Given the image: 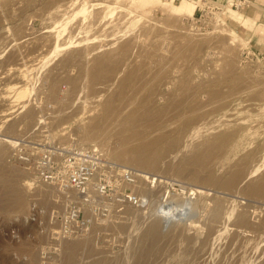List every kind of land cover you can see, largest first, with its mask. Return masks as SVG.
Segmentation results:
<instances>
[{"label":"rangeland","instance_id":"374dc122","mask_svg":"<svg viewBox=\"0 0 264 264\" xmlns=\"http://www.w3.org/2000/svg\"><path fill=\"white\" fill-rule=\"evenodd\" d=\"M211 4L218 8L196 21L195 10L186 17L168 0H0V165L7 168L6 183L21 191L18 204L0 205V264H264V198L240 192L243 180L220 191L174 173L222 133L227 141L211 161L214 172L225 176L238 163L246 178L264 174V57L254 47L256 27L230 15L229 1ZM121 40L127 45L105 59L116 65L114 73L105 67L91 73L93 57ZM12 83L33 88L17 98L13 88L5 90ZM112 92L116 111L105 114ZM140 125L137 140L162 134L160 143L170 144L160 161L144 168L111 158L167 179L168 193L149 187L145 206L126 205L78 235L75 245L73 237L55 241L52 214L64 196L51 203L38 191L46 183L15 158L12 137L93 143L106 153L131 142L127 134ZM162 197L178 205L173 210L185 200L190 206L172 218L173 211H162ZM153 217L161 237L139 258Z\"/></svg>","mask_w":264,"mask_h":264},{"label":"built area","instance_id":"2783aa9c","mask_svg":"<svg viewBox=\"0 0 264 264\" xmlns=\"http://www.w3.org/2000/svg\"><path fill=\"white\" fill-rule=\"evenodd\" d=\"M213 1L195 4L196 21L207 16L209 7L218 8L209 5ZM232 4L233 0L229 1ZM10 143L15 158L36 180L55 186L64 196L61 209L52 214L56 224L50 234L55 241L88 232L119 215L126 205L145 206L146 196L137 191L141 181L163 185L164 194L168 193L167 179L122 165L106 156L97 144L38 141L30 133L12 137Z\"/></svg>","mask_w":264,"mask_h":264},{"label":"bare ground","instance_id":"6f19581e","mask_svg":"<svg viewBox=\"0 0 264 264\" xmlns=\"http://www.w3.org/2000/svg\"><path fill=\"white\" fill-rule=\"evenodd\" d=\"M69 1H72V0H69ZM168 4H169V8H171L173 11L183 12L184 16L191 17L193 15V10H194L196 2L194 0H181L179 3L175 4V3H173V0H168ZM227 11L230 13V15L239 18L243 23H245V24L248 23L249 18L244 17L239 11H236V10L231 9V8H228ZM244 15H246V14H244ZM126 45H127V42L125 40H121L117 44H113L111 46L110 50L107 51L106 53L104 52L103 55H100L99 57H96V58L93 57V60H92L93 62L91 61L92 64H90V66H89V71L91 73L96 72V74L95 73L94 74L97 75L98 70H101V68L105 67V69H107V73L109 75L113 74L114 71L116 70V65L112 64V63L109 64V63L105 62V59L108 58V56L110 55V53L112 51L116 50L120 46L125 47ZM59 50H62V49H59ZM91 76H93V75L91 74ZM93 78H95V77H93ZM13 84L14 83H12L10 85H6L5 90L7 88H13L14 93H15V97L26 96L28 94V92L30 91V89L33 88V87L27 86L26 83L20 84V85L14 84L15 87L13 86ZM117 97H118L117 92L116 93L112 92L111 94H108L105 96V101L103 100L105 102L104 103V113L105 114H110V113H113L116 111L115 101H116ZM14 100H16V99H14ZM88 110H90V108ZM158 112H159V110H158ZM158 112L156 111V112H152V113H147V111H144L143 115L147 116V114H150L152 118H155L158 115ZM4 114L5 113H0V116H2ZM92 114H94V113L93 112L89 113V114L82 113L79 119L81 122H83L85 117L90 116ZM93 125H94V123L91 122V125H89V127L87 129H86V127L84 128L85 136L88 135L89 132H91L92 128H90V126L92 127ZM143 128H144V126L140 125V126L135 127L134 129H132L131 131H129V133L127 134L126 137H128L131 140V142L125 141L123 143H120L119 146L111 147L106 153L102 150L101 147H100V149L102 150V152H104L110 158L112 157L115 160H118L122 163H127L129 165L130 164L131 165H137V166L144 167V168H153L156 165V163L159 162L160 159L164 156V154L166 153V151L170 147V144L166 145V143L165 144L163 143L164 145H162L160 143L162 141V139L164 138V136L162 134L155 135V136L151 137L150 139H145V140H140V141L137 140V138H139V134L142 132ZM131 137H135V138L131 139ZM1 139H4V138H1ZM226 141H227V137L225 136V134L217 133V134L212 135V137L207 141V143L203 146V148L202 149L199 148L193 154V156L186 162V164L184 166H181L184 168L183 169H180V168L176 169L175 168L174 173L176 175L179 173L183 174V171H184L185 173L188 174V178H191L195 181L204 183V185H205V183L206 184L210 183L211 185L213 184V186L214 185L216 186V188H214V189H218L219 187H221V188H223V190L236 189L238 187L237 186L238 183H240V180H243V184L240 186L241 189H239L240 192H243L245 194L255 195V196H258L259 198L260 197L264 198V174H259L258 172H253L252 173V174H254L253 177L250 176V177L246 178L244 175V171H243V164H238V163H236V164L234 163V164L230 165V166H232L233 169L230 168L231 169L230 173L226 174L229 170V167H230L229 166L226 169L225 176L218 175L217 172H214V170H213L214 166L211 165V161H214L215 159H218L221 157V153L223 151V148L225 146L224 144L226 143ZM207 159H209V162H207ZM7 172H8L7 168L3 165H0V182L5 181L2 185V187L0 188V205L3 207H6V208L10 207L11 204H13V206H14V205L19 203V200H20L19 199V197H20L19 193L21 192L18 188H16V186L12 185L11 183H9V184L6 183L7 181L11 182L10 178L7 176L8 175ZM226 175H227V177H226ZM44 185H46V186L43 188H39L38 191L45 193L43 195H45V197H47V198H50V202L52 201L51 203L56 201V199H55L56 196H57V198L62 196L55 186L50 185V184H44ZM149 187L155 189V191H156V190H158L159 187L163 188V185L160 186L158 184L157 186H152L149 183H146L143 181H141L139 183V186L137 189H138V191H144V194L146 196V200L148 201L147 203H149V198H150L149 194L147 193V189ZM184 187L185 186L181 187L180 189L182 190ZM224 188H226V189H224ZM187 189H188V187H187ZM35 190H36V188H35ZM185 190H182V191L185 192ZM218 190H220V189H218ZM159 191L162 192L161 196L162 195L164 196V192H163L164 190H159ZM233 191L235 192V190H233ZM160 192H159V195H160ZM228 192H229V190H228ZM187 193H189L188 190H187ZM141 194H142V192H141ZM176 195H180V194L176 193ZM182 195H184V194H182ZM178 198L179 197H177V199ZM162 199H163L162 200V204H163L162 205V208H163L162 211H163V213L167 214V213L173 211L171 214L172 218L180 215V212L183 211V207L190 206L187 203L188 202L187 200H185L186 204L182 200L183 203L185 204V206L182 205V206H179V208H175V210H173L174 207H176L178 205L175 206V204H173L170 201V199H171L170 197H168V198L162 197ZM130 207H132V206H130ZM134 208H141V207H134ZM158 220L159 219H157L156 217H153L152 222L147 227H145L144 235L146 236V240L142 244L143 246L141 247V252L138 255L139 258L148 255V253L154 249L158 240L160 239L161 231H160V228L158 225ZM116 222L118 223V221H116ZM95 227H98V225H94L92 227V229ZM71 237L75 238V239H72L70 241L73 245L81 242L78 235L70 236L67 238H71ZM67 238H64V239H67ZM64 239H62V241Z\"/></svg>","mask_w":264,"mask_h":264},{"label":"crops","instance_id":"0c3cea01","mask_svg":"<svg viewBox=\"0 0 264 264\" xmlns=\"http://www.w3.org/2000/svg\"><path fill=\"white\" fill-rule=\"evenodd\" d=\"M222 1L226 3L228 0ZM230 6L240 11L244 17L249 18L256 27L252 35L259 40L254 47L261 57H264V0H233V4Z\"/></svg>","mask_w":264,"mask_h":264}]
</instances>
